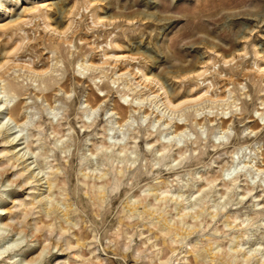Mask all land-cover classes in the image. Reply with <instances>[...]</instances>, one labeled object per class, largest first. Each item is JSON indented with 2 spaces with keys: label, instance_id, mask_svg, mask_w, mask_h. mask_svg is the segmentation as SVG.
<instances>
[{
  "label": "rangeland",
  "instance_id": "1",
  "mask_svg": "<svg viewBox=\"0 0 264 264\" xmlns=\"http://www.w3.org/2000/svg\"><path fill=\"white\" fill-rule=\"evenodd\" d=\"M0 77V264H264V0H0Z\"/></svg>",
  "mask_w": 264,
  "mask_h": 264
},
{
  "label": "bare ground",
  "instance_id": "2",
  "mask_svg": "<svg viewBox=\"0 0 264 264\" xmlns=\"http://www.w3.org/2000/svg\"><path fill=\"white\" fill-rule=\"evenodd\" d=\"M15 2L16 3H18L19 2V0H15ZM3 8H4V11H6L7 12V10L9 11L10 9L8 8L7 9V7L6 6H3ZM0 80H2V78L0 77ZM2 81H4V80H2ZM7 88H9V90H12V91H14V92H16V91H19V88L17 87V85H14L13 83H6V84H2V86H1V90H3V92L1 93L0 92V116L1 115H3V117L1 118V120H0V134H2V135H4L5 137H3V138H5V139H3L2 140V143H4V144H13L14 146L12 147V152H15L16 151V149H17V147H18V145L19 144H14L15 143V139L18 137L17 135L18 134H16L15 132H13V133H9L13 128H19L20 127V125H22V126H24L25 125V122H19V121H17V120H15V119H13L10 115L9 116H7V115H5L4 114V110L7 108V104H6V102H8L7 100L8 99H3L2 97L3 96H5V95H7V93H8V90H7ZM2 94H3V96H2ZM6 97V96H5ZM7 98V97H6ZM20 105V104H19ZM19 105H16V106H13L12 108H11V112H16L17 110H18V108H19ZM4 107V108H3ZM5 118H7L8 120H11L13 123H14V125H10L9 123H6V124H4L3 123V120L5 119ZM3 119V120H2ZM22 130V129H21ZM12 134V135H11ZM20 152V150H18V151H16L15 152V156L17 157V159H23L22 160V162L23 163H25V165H24V170L26 171V170H30V164L31 163H27V159H24V157H25V152H22V153H19ZM240 168V167H239ZM23 170V171H24ZM229 172L230 171H232V172H234V171H236L237 170V167H236V165H232L229 169H227ZM30 172V175L25 179V183L26 184H28V183H30V179H33L34 181H39V178H37L38 177V174H39V172H37V173H35V171L34 170H30L29 171ZM235 174V173H234ZM238 174V173H237ZM232 175V174H231ZM236 175V174H235ZM227 176V175H226ZM21 177V176H20ZM232 176H230V178H231ZM225 179V178H224ZM227 179V178H226ZM234 179H235V177L234 178H232V181L234 182ZM237 179V178H236ZM235 179V180H236ZM46 184H47V189L48 190H50L51 189V187H52V182L51 181H49V180H47L46 181ZM233 184V183H232ZM234 185V184H233ZM42 199H40V201H41ZM42 204L45 206V203H43L42 202ZM44 210H45V212L47 213V214H49L50 212H54V211H57L58 209H57V206H56V204L55 205H53V204H51V205H49V206H45V208H44ZM3 210H1V212H2ZM60 211V210H59ZM3 213V212H2ZM2 213H0V215L2 214ZM60 216L62 217V218H64V220H66L67 219V216H68V211H67V208H65L64 210H62V211H60ZM67 221V220H66ZM14 243V242H13ZM62 249V248H61ZM68 249H70V247L68 248ZM1 254H3V253H0V255ZM213 255V254H212Z\"/></svg>",
  "mask_w": 264,
  "mask_h": 264
},
{
  "label": "snow or ice",
  "instance_id": "3",
  "mask_svg": "<svg viewBox=\"0 0 264 264\" xmlns=\"http://www.w3.org/2000/svg\"><path fill=\"white\" fill-rule=\"evenodd\" d=\"M181 2V0H177V3H180Z\"/></svg>",
  "mask_w": 264,
  "mask_h": 264
}]
</instances>
